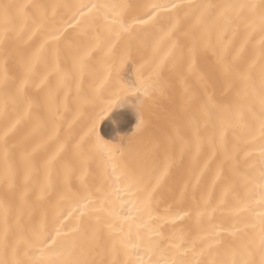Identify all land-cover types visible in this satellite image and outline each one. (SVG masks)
Masks as SVG:
<instances>
[{
  "label": "bare ground",
  "instance_id": "6f19581e",
  "mask_svg": "<svg viewBox=\"0 0 264 264\" xmlns=\"http://www.w3.org/2000/svg\"><path fill=\"white\" fill-rule=\"evenodd\" d=\"M0 264H264V0H0Z\"/></svg>",
  "mask_w": 264,
  "mask_h": 264
}]
</instances>
